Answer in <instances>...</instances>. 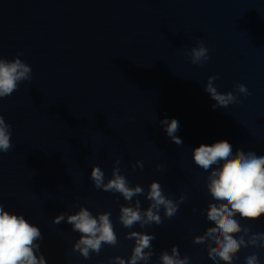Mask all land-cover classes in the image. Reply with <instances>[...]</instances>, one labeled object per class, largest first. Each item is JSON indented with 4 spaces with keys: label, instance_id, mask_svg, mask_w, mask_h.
Here are the masks:
<instances>
[{
    "label": "water",
    "instance_id": "water-1",
    "mask_svg": "<svg viewBox=\"0 0 264 264\" xmlns=\"http://www.w3.org/2000/svg\"><path fill=\"white\" fill-rule=\"evenodd\" d=\"M199 40L210 59L194 65L185 53ZM18 53L32 68V80L0 101L13 144L0 153V203L39 227L47 264L128 259L135 246L125 238L130 231L157 237L149 264H161L160 254L174 245L190 264H214L207 244L193 243L214 225L205 211L213 202L206 187L210 171L194 163L192 151L227 140L234 154H264V0H0V58L12 61ZM212 76L222 94L244 84L251 95L213 110L205 91ZM173 118L183 145L160 123ZM117 159L130 187L145 190L131 205L139 199L147 210L155 181L174 201L186 195L177 214L168 219L161 209L159 226L123 227L120 208L129 202L96 189L90 179L99 166L106 183ZM80 207L93 215L111 212L119 241L87 260L73 251L79 233L66 221L53 223ZM236 219L264 233V218ZM252 254L264 264V247L251 246L234 264Z\"/></svg>",
    "mask_w": 264,
    "mask_h": 264
},
{
    "label": "clouds",
    "instance_id": "clouds-1",
    "mask_svg": "<svg viewBox=\"0 0 264 264\" xmlns=\"http://www.w3.org/2000/svg\"><path fill=\"white\" fill-rule=\"evenodd\" d=\"M22 55L18 53L12 61L0 58V101L17 91L21 83H31L32 68L19 58ZM185 56L194 65L206 64L210 59L209 49L203 40H199L198 46L186 52ZM216 79V76L209 77L205 87V91L215 101L213 110L240 104V95L245 98L251 95L244 84H237L235 93L222 94L214 86ZM160 123L173 143L183 145V140L177 135L180 130L177 119H164ZM11 128L12 125L6 123L3 114H0V153H8L13 149ZM192 153L194 163L205 172L210 171L206 187L213 202L209 203L205 211L207 220L214 225L208 227L203 235L196 236L193 243L207 244L208 257L214 264H220L221 261L234 264L242 249L264 247V233H252L250 229L242 228L236 219L237 215L252 222L264 218V154L254 151L245 153L241 149H236L234 154L233 146L227 140L212 145L201 144ZM119 164L120 160L117 159L112 178L106 183L105 173L99 166L92 167L90 179L96 189L119 193L129 202V206L122 205L120 208L119 222L123 227L132 229L136 224L140 228L152 224L159 226L163 223L159 214L161 209L168 219L177 214L186 195L181 194L179 200L174 201L166 197L161 184L155 181L150 184L146 195V199L151 202L147 210H142L139 199L131 205L133 198L144 195L145 190L139 185L130 187V182L121 174ZM137 164L143 169V162L138 161ZM111 215V212L93 215L87 208L80 207L75 214L62 212L54 218L53 223L66 221L72 226L73 232L79 233L73 251L79 252L87 260L92 253L99 255L105 244L112 247L118 244ZM125 238L135 241L131 256L128 259L116 256L110 259L109 264H149L155 255L152 241L157 237L130 231ZM41 240L43 236L39 227L31 224L23 214L9 212L0 203V264H47L41 252ZM159 259L161 264H190L191 258H181L179 247L174 245L170 254L165 250ZM245 264H260V258L255 254L246 256Z\"/></svg>",
    "mask_w": 264,
    "mask_h": 264
}]
</instances>
